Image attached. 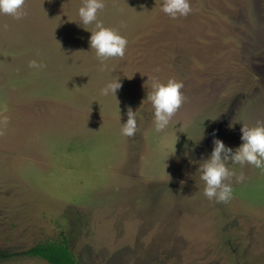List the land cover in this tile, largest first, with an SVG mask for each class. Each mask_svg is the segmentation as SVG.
<instances>
[{"label": "rangeland", "instance_id": "374dc122", "mask_svg": "<svg viewBox=\"0 0 264 264\" xmlns=\"http://www.w3.org/2000/svg\"><path fill=\"white\" fill-rule=\"evenodd\" d=\"M164 3L105 0L98 19L128 43L103 70L83 0L0 15V264H48L27 251L61 234L78 264H264V170L229 165L245 180L227 203L204 196L198 170L213 134L235 148L241 124L264 122V0H190L177 19ZM116 76L118 101L101 95ZM153 77L186 98L159 133Z\"/></svg>", "mask_w": 264, "mask_h": 264}, {"label": "clouds", "instance_id": "9594fccd", "mask_svg": "<svg viewBox=\"0 0 264 264\" xmlns=\"http://www.w3.org/2000/svg\"><path fill=\"white\" fill-rule=\"evenodd\" d=\"M25 4L26 0H0V15H8L13 19L20 20L28 15ZM104 8L105 0H83L82 6L78 8L80 26L95 23V31H88L83 28L90 32L89 47L95 50V55L100 61L102 70L107 67L104 62L109 58H123L125 56L128 43L126 37L120 35L115 29L104 27L102 21L98 19V12ZM192 10L190 0H165L162 5V11L172 19L186 17ZM29 67L39 70L44 65L32 60L29 62ZM121 87L120 78L116 76L101 89V95H112L117 100V92ZM183 87L184 85L181 81L172 78L168 79L166 83L161 82L158 78H152V91L146 94L145 98L153 109L154 130L157 133L169 125L173 116L186 99L181 92ZM119 113L120 110L118 108L120 118ZM126 117V122L121 124V134L125 137H134L139 131L138 113L129 107L126 111ZM234 124L230 123L229 128L231 129ZM202 138L203 132L196 143ZM177 139L176 136L173 144L174 152ZM240 140L241 143L237 147L232 148L226 146L220 139H216L213 134L214 146L198 168L200 179L205 184L203 194L210 201L227 203L233 196V177H235L237 183L245 180L243 173L237 175L229 165L244 166L248 164L264 170V122L258 121L255 126L251 127L241 124ZM166 167L167 165L165 164Z\"/></svg>", "mask_w": 264, "mask_h": 264}, {"label": "trees", "instance_id": "16d2710c", "mask_svg": "<svg viewBox=\"0 0 264 264\" xmlns=\"http://www.w3.org/2000/svg\"><path fill=\"white\" fill-rule=\"evenodd\" d=\"M27 256L31 258H40L48 264H78L68 238L59 235L58 238L45 242H39L27 251Z\"/></svg>", "mask_w": 264, "mask_h": 264}]
</instances>
